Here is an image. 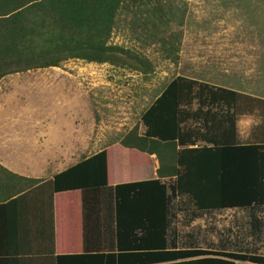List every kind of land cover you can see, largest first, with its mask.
<instances>
[{
	"label": "trees",
	"instance_id": "16d2710c",
	"mask_svg": "<svg viewBox=\"0 0 264 264\" xmlns=\"http://www.w3.org/2000/svg\"><path fill=\"white\" fill-rule=\"evenodd\" d=\"M125 1L0 0V79L59 67L69 59L151 71V63L139 52L110 41ZM160 7L152 13L160 16ZM162 51L166 58L178 56L176 47L164 45ZM250 115L258 116L259 123L244 141L239 122ZM140 120L143 133L132 129L119 143L156 155L154 178L112 184L116 177L104 148L54 175L53 191L78 192L81 218L96 223L87 224L86 232L93 227L106 231L95 253L58 255L56 264L64 258H84L85 264L96 259L97 264H264V256L256 253L193 245L179 249L171 235L180 211H187L190 220L221 208L263 210L264 98L176 76ZM11 178L19 177L0 166L2 203H13L37 182L24 179L26 183L14 186L8 183ZM262 225L253 218V228Z\"/></svg>",
	"mask_w": 264,
	"mask_h": 264
},
{
	"label": "rangeland",
	"instance_id": "374dc122",
	"mask_svg": "<svg viewBox=\"0 0 264 264\" xmlns=\"http://www.w3.org/2000/svg\"><path fill=\"white\" fill-rule=\"evenodd\" d=\"M136 1L123 4L110 41L139 52L151 63V71L69 59L59 67L20 72L0 82V106L36 111L39 125L45 126L39 134L50 141L44 146L48 154L64 150L59 144L81 158L109 149L112 176L134 180L154 178L158 160L154 154L120 146L119 140L132 129L143 133L142 112L171 79L194 78L264 98V0ZM157 6L163 15L152 13ZM164 45L176 47L178 56L166 58ZM257 123L256 115L242 117L240 133L244 136ZM14 127L9 128H20ZM65 133L73 143L62 136ZM0 154L12 159L13 146L0 145ZM176 214L178 221H173L171 230L180 235L182 246L193 241L202 246L209 243L202 228L195 235L187 211ZM224 229H228L226 236L221 234L227 250L255 246L243 217L237 226ZM259 245L264 254V239Z\"/></svg>",
	"mask_w": 264,
	"mask_h": 264
},
{
	"label": "crops",
	"instance_id": "0c3cea01",
	"mask_svg": "<svg viewBox=\"0 0 264 264\" xmlns=\"http://www.w3.org/2000/svg\"><path fill=\"white\" fill-rule=\"evenodd\" d=\"M14 75L18 73L5 75L0 82ZM34 112L36 113L32 108L8 109L0 106V145L7 148L13 146L15 152L12 159L8 155L4 157L0 154V166L19 177L9 179L8 183L16 186L26 183L24 179L37 180L19 194L13 203L0 202V264H56L55 257L58 255L95 253L100 241L105 239L103 234L106 231L102 232L101 228L93 227L86 232L87 224L96 223H87L81 218L80 209L76 206V200H79L78 192L76 195V192L72 190L53 191L54 175L73 166L83 158L80 155H70L69 148L63 144H59L58 147L64 150L58 149V153L48 154L46 152L48 149L44 146L49 140L39 134V130L44 131L45 126L39 125ZM18 113L22 116H16ZM12 126L20 128L13 130L9 128ZM250 132V129H247L244 136L241 134L245 141L248 140ZM67 134L62 136L68 138ZM68 140L73 143L72 139L68 138ZM84 141L83 136L82 142ZM60 143H63V140ZM129 181H134V179L117 177L112 180V184ZM242 217L247 222L250 238L252 237L256 244L249 250L241 247L227 250L224 245L225 240H222L224 237L221 235L222 233L224 236L228 234V229L224 227L237 226L238 220H242ZM253 218L263 221V225L253 228ZM177 221L178 219L173 224ZM189 224L192 227L195 226V235L202 228V231L211 239L205 246L201 244L198 246L196 241L191 242L190 245L197 248L256 253L264 256L259 248V244L264 239V208L258 210L234 207L204 211L190 219ZM189 232L191 237L192 229ZM233 233L239 234L237 230ZM173 235L175 246L179 249L184 247L179 242L180 235L175 230ZM97 260L94 264H97ZM61 264H85V261L84 258H64ZM236 264L256 263L236 261Z\"/></svg>",
	"mask_w": 264,
	"mask_h": 264
}]
</instances>
